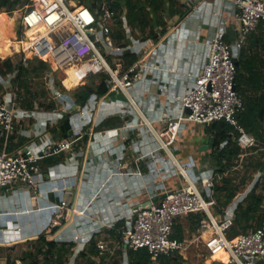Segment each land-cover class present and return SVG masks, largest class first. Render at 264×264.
Segmentation results:
<instances>
[{
  "label": "built area",
  "instance_id": "obj_1",
  "mask_svg": "<svg viewBox=\"0 0 264 264\" xmlns=\"http://www.w3.org/2000/svg\"><path fill=\"white\" fill-rule=\"evenodd\" d=\"M201 1L186 0V4L193 7ZM222 1L230 4L232 14L237 21L236 39L234 43H230L227 39L228 31L225 23L218 24L200 72L195 75L187 74L194 77L191 86L182 95L171 94L173 99L180 102L179 116L164 112L159 117L160 122L164 124L163 130H157L151 122L145 121L146 128L152 132L158 146L143 153L137 161L147 158L150 177H144L141 170H125L122 159L116 158L111 161V164L116 167L112 176L137 175L144 180L145 188L150 191L149 200L152 201V205L146 209L134 210L130 220L122 228H118L122 239L97 241L98 254L93 258L98 264H115L116 260H118L117 264H131L129 250L140 248L149 250L151 264H163L160 259L162 255L179 252L184 256L191 245L201 239L210 256L220 250L227 252L228 261L218 259L226 264H264V218L257 227L250 228L234 238H229L227 235V230L233 225L239 204L245 200L255 185H264V170L260 167L253 173L252 180L223 209V219L219 220L216 216L218 201L215 182L217 178H221V175L213 168L198 182L195 176L189 173L188 168L172 154V146L183 132L187 122L210 125L216 121H226L237 131V145L242 149L234 169L243 170L246 159L254 153L260 155L262 163L264 161V141H260L254 134L247 131L239 120V115L245 110L246 104L237 90L236 64L251 33L261 27L264 38V0ZM19 16L22 25V37L16 39L20 44L19 52L25 51L23 45L29 43V51L34 57L48 61L52 65L53 70L49 71L46 77L50 88H55L53 71L74 66L81 70L83 75L79 84L86 83L85 80L94 75L106 73L110 93L124 92L136 106V100L130 95V90L138 81L144 79L150 70L164 69L162 64L152 63L149 42L136 38L133 43L123 44L115 39L112 35L111 21L116 19V12L111 8L108 0H90L89 3H83L82 0H31L21 10ZM42 29H45V32ZM30 31L32 32L29 33ZM138 44L141 45L140 48H137ZM47 53L50 56L45 58L44 55ZM128 54L135 55L137 61L128 63L126 60ZM115 57H118V62L113 63L109 60ZM27 61L28 57L25 56L23 63L27 64ZM17 74L16 70L6 77L0 75V84L6 89L0 97V137H5V145L0 151V216L4 214L1 206L5 193L17 183L28 190L37 189L43 174L41 160L46 156L73 152L76 143L86 135L92 136V131L87 130L86 125H99V121L103 118L98 120L97 115L101 106L106 104L103 101L106 96L100 98L98 95H92L84 106H79V111L69 114L71 118L79 113L90 115L88 122L82 125H79L77 119L73 121L69 119L70 123L72 122L70 124L72 135L53 139L48 143L36 144L32 141L21 151L10 153L7 151V143L9 137L16 131V121L20 113L21 98L18 86L13 85V79ZM58 96H62L59 91ZM187 109H190V112ZM111 112L125 116L128 109L117 104L113 105ZM140 124L143 125L142 122ZM133 126L128 124L126 138L130 137L129 131ZM117 131L118 129L99 131L95 133V136L111 143L117 139ZM18 132L33 137L41 136L43 131H40L35 124L28 131L18 130ZM228 144V140L221 142L217 150H223ZM255 147L257 149L251 151ZM164 153L171 158L167 163ZM76 156L77 153L73 152L72 159ZM168 167H173L175 174L181 176L185 184L175 190H166L164 193L151 192L152 182L158 181L164 185L168 175L165 171ZM262 192L264 194V189ZM94 200L92 199L86 206L75 208L82 224L84 226L89 224L92 229L88 226L89 231L85 233L65 237L58 232L56 236L60 242L75 243L73 257L67 264L75 263L78 255L97 236L101 228L115 227V221H108V217L100 209L93 210V214L88 212ZM138 205L140 204L138 203L135 207ZM67 206L66 201L50 205L54 211L52 230L64 226L62 211ZM192 213L205 215L201 220L198 235L184 240L173 238L176 219ZM121 217L129 218L126 214ZM17 264H23V262L17 261Z\"/></svg>",
  "mask_w": 264,
  "mask_h": 264
},
{
  "label": "crops",
  "instance_id": "obj_2",
  "mask_svg": "<svg viewBox=\"0 0 264 264\" xmlns=\"http://www.w3.org/2000/svg\"><path fill=\"white\" fill-rule=\"evenodd\" d=\"M190 8V12L181 22H170L169 31L164 37L159 40L149 37L145 40L151 47L152 63L162 64L164 69L150 70L147 76L138 81L130 90V95L136 100V106L131 103L124 92L108 94L103 99L106 104L101 106L99 115H97L98 120L103 118L102 121H99V125L96 126L86 125V129L92 131L93 135H88L87 140L83 138L75 144L73 152L77 153L76 157L72 159L73 152H62L50 155L54 156L57 161L44 163L43 160L49 157L46 156L41 160L43 174L37 189L28 190L22 184L17 183L5 193L1 206L4 214L0 216V251L9 246H20L39 235L50 233L54 218V211L50 208L51 204L67 202L68 206L62 211L63 219L67 221L59 232L65 237H70L89 231V224V227L82 224L75 208L86 206L92 199H95L92 203L93 208L91 207L88 212L93 214V210L100 209L108 217V221H115L114 228H101L96 237L98 240L100 236L107 241H113L116 239L113 238L111 230H116L118 234V228H122L132 217L135 205L149 200L150 191L145 188L144 180L140 176H112V173L116 171V167L111 164L112 159H122L125 170H141L144 177L149 178L150 168L147 158L138 161L137 158L155 149L158 143L152 132L146 128L145 121L151 122L155 129L163 130L164 124L160 122L159 117L164 112L179 116L180 102L173 99L171 94L182 95L191 86L194 77L187 74L195 75L200 72L218 24L225 23L228 31L227 39L230 43H234L237 36L238 25L230 4L222 0H202ZM125 36L124 40H128L126 44L133 43L136 38L139 39L138 34L131 28L126 30ZM120 43L124 44V41ZM140 46L138 44L137 48ZM66 75L76 76V86L70 87L66 84L69 86L67 87L64 79L61 83L64 88L66 87V91L58 88L56 84H54L55 88H50L48 85L50 93L45 97L35 99L33 108L23 106L24 99L21 100L16 131L12 134L15 136V141L10 143L9 147L7 146L8 152L21 151L32 141L41 144L66 137L59 130V124L67 115L80 110L70 93L71 88L75 89L83 85L79 84L83 76L82 72L76 67L70 66L66 69ZM52 77L56 80L54 76ZM3 89L6 90L4 86ZM57 90L62 96H58ZM50 101L55 102V108L41 107V102L49 103ZM117 104L128 109L125 116L111 112L113 105ZM88 118L90 115L87 113H81V115L79 113L73 118L69 115V119L71 121L77 119L79 125L86 124ZM92 119L94 120L93 116ZM35 124L40 131H43L41 136L28 137L18 132V130L28 131ZM128 124L134 126L129 131L130 137L126 138ZM210 125L187 122L183 132L172 146L173 156L188 168L189 173L195 176L198 182L209 170L215 168L212 165L214 147H209L212 139L214 142V132ZM111 129H118L117 139L111 143L95 136L96 132ZM22 137L28 139V142H24L25 145L20 144ZM8 148L11 149L8 150ZM2 150L3 148H0V151ZM163 156L166 163L171 159L165 153ZM165 172L168 175L164 185L158 181L152 182L151 192L164 193L166 190H175L185 184V180L175 174L173 167H168ZM104 183L106 184L103 186ZM129 194L132 195L129 196ZM124 214L129 218L121 217ZM7 259L8 257L0 258V264H6ZM16 261L22 260L16 259Z\"/></svg>",
  "mask_w": 264,
  "mask_h": 264
},
{
  "label": "trees",
  "instance_id": "obj_3",
  "mask_svg": "<svg viewBox=\"0 0 264 264\" xmlns=\"http://www.w3.org/2000/svg\"><path fill=\"white\" fill-rule=\"evenodd\" d=\"M31 0H0V13H13L17 9L30 3ZM111 8L116 12V19L111 21L112 35L118 42L126 44V30L133 29L138 34L140 40L154 38L159 40L169 31V24L172 21L181 22L190 12L191 8L186 4V0H108ZM83 3H89L90 0H82ZM260 27L257 31L251 33L246 44L243 46L239 65L237 66V90L243 97L246 108L239 115L240 123L247 131L254 134L260 141H264V38ZM0 56L6 57L7 54L0 52ZM128 63L137 61L135 55H126ZM18 72L15 82L18 86L19 97L23 100L22 105L33 108L35 99L47 96L50 93L46 86L38 90L35 86L37 78L44 79L46 73L51 71V64L40 58L29 59L27 64L22 60L14 62L12 58L0 60V75L6 77L9 73ZM108 74L100 73L94 75V84H85L72 90L75 103L84 106L92 95H98L100 98L110 94V88L107 84ZM55 84L58 88L65 90L61 80L56 76ZM35 80V81H34ZM1 93L4 91L0 84ZM0 93V96H1ZM20 100V102H21ZM54 101L49 103L41 102V107L46 109L55 108ZM107 124H109L107 122ZM214 132V149L212 154L215 156L220 152L217 164L214 166L216 173L221 175L215 182V193L218 201L216 216L219 220L223 219V209L234 199L236 194L244 188L253 178V173L262 165L259 154H251L246 160L243 170L234 169L238 163L239 154L242 149L237 145L236 137L238 135L234 126L226 121H216L211 125ZM55 130V128H51ZM59 130L63 135L70 131L69 115L59 124ZM14 135L9 137L7 146H10ZM88 139V135L84 137ZM228 140L229 144L223 150H217L221 142ZM26 138L20 139V144H24ZM5 143V137H0V148ZM216 148V149H215ZM11 148H8V150ZM257 147L251 149L255 151ZM57 161L54 156H49L43 160L44 163ZM264 185H255L253 190L241 202L236 210L233 225L227 230L229 238H234L240 233L247 232L250 228L257 227L264 218V194L262 190ZM205 217L203 213H192L188 216L178 217L174 225L173 238L184 240L190 236L199 233L201 220ZM67 220H64V223ZM121 225V223H120ZM61 227L53 229L48 234L39 235L29 240L34 246V250L24 255L20 260L24 264H67L70 262L75 243L60 242L56 236ZM115 239H122L121 234L116 230H111ZM117 236V237H114ZM111 238V239H113ZM98 238L94 237L82 251L76 260H84V264H98L93 256L98 254ZM131 264H151V253L147 248L130 249L128 252ZM41 256V258H39ZM225 253L220 258L227 257ZM163 264H186V258L176 252L172 255H162ZM118 260L115 261V264ZM6 264H17L16 259L8 257ZM215 264H222L218 261Z\"/></svg>",
  "mask_w": 264,
  "mask_h": 264
},
{
  "label": "rangeland",
  "instance_id": "obj_4",
  "mask_svg": "<svg viewBox=\"0 0 264 264\" xmlns=\"http://www.w3.org/2000/svg\"><path fill=\"white\" fill-rule=\"evenodd\" d=\"M24 7H25V5L23 7H21V8H19V9H17L16 11H14L13 13H11V15H13V17L15 16L14 17L15 20L19 17V14L21 13V10ZM28 52L29 51L22 50L21 52H19V50H14L12 52V54L7 55L6 57L0 56V60H4L6 58H12L14 60V62H18L20 60L23 61V58L25 56L28 57V60L37 58V57H34L32 54L29 55ZM109 60L113 61V63L119 61L118 57H115L114 59L109 58ZM68 68L69 67H67L66 69H68ZM66 69L65 70L53 71L52 75L54 77L57 76L59 78V80H61V82H62V79H64V84L65 85L69 84L70 87L76 86V83H77L76 76L68 77V75H66ZM51 70H53L52 65H51ZM65 78H67V79H65ZM93 81H94V79H91V78L88 79L87 78L85 80L86 83H84L83 85H85V84H94ZM35 82H36L35 86H37L38 90H42L45 86H46V88H48V84L46 82V78L45 77H44V79L37 78ZM13 85H17L16 82H15V79H13ZM66 86L69 87L68 85H66ZM77 88H79V87H77ZM77 88H75V89H77ZM71 89L75 90L74 88H71ZM4 92H6V90H4ZM4 92L1 93V91H0L1 96L3 95ZM70 95H72V97H73L72 93H70ZM14 141H15V139H13V140H11L9 142L12 143ZM26 142H28V139H26ZM4 145H5V143L2 144L1 149L4 147ZM183 219H184V217H183ZM184 221H185V219H184ZM197 235H198V233H195V234L190 236L189 232H187L188 238H193V236H197ZM99 238L102 239L100 236H99ZM32 250H34V246L32 245V242H26V243H23L20 246H9L5 250H1L0 251V258H2V257H4V258L10 257V258H15V259H20L24 255L30 253ZM184 256L186 258V264H215V263H217L219 261V260H214V259H212L210 257L209 251L205 247L203 239L197 240L195 243H193L191 245V247L189 248V250L187 252H185ZM71 257H73V256L71 255ZM39 258H41V256ZM220 263L226 264L223 261H220ZM23 264H24V261H23ZM74 264H84V260L83 259L75 260Z\"/></svg>",
  "mask_w": 264,
  "mask_h": 264
},
{
  "label": "bare ground",
  "instance_id": "obj_5",
  "mask_svg": "<svg viewBox=\"0 0 264 264\" xmlns=\"http://www.w3.org/2000/svg\"><path fill=\"white\" fill-rule=\"evenodd\" d=\"M14 17L13 15H11V13H0V52H3L7 55L12 54L14 50H20V44L14 40L16 26V21ZM42 31L45 32V29H42ZM31 32L32 31H30L29 33ZM23 46L25 48V51H29V49H27L29 48V43H25ZM28 54L31 55L32 52L29 51ZM49 56V53L44 55L45 58H48ZM225 253L227 252H225L224 250H220L215 254L211 255L210 257L212 259L220 258V256ZM228 257L229 256L223 258V260L228 261Z\"/></svg>",
  "mask_w": 264,
  "mask_h": 264
},
{
  "label": "water",
  "instance_id": "obj_6",
  "mask_svg": "<svg viewBox=\"0 0 264 264\" xmlns=\"http://www.w3.org/2000/svg\"><path fill=\"white\" fill-rule=\"evenodd\" d=\"M16 26H15V36H14V40L16 39H20L22 37V25H21V17L19 16L16 20ZM29 49V48H27ZM236 64L237 66L239 65V60L236 61ZM116 92H111V95H114ZM188 112H190V109H187ZM73 134V131L70 130L68 134H66V137H68L69 135H72ZM209 147L210 148H213L214 147V142H213V139L210 141V144H209ZM219 156H220V152H218L213 160H212V165H216L217 164V161L219 159ZM261 170H264V161L262 163V166H261ZM152 205V201L148 200L138 206L135 207V210H141V209H146V208H149L150 206Z\"/></svg>",
  "mask_w": 264,
  "mask_h": 264
}]
</instances>
